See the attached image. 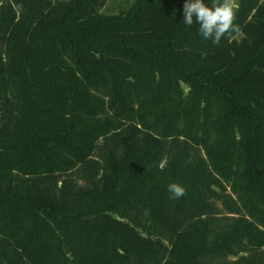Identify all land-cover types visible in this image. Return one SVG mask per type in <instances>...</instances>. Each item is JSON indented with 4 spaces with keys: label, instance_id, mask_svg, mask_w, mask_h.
<instances>
[{
    "label": "trees",
    "instance_id": "obj_1",
    "mask_svg": "<svg viewBox=\"0 0 264 264\" xmlns=\"http://www.w3.org/2000/svg\"><path fill=\"white\" fill-rule=\"evenodd\" d=\"M108 1L0 3V264H264V0Z\"/></svg>",
    "mask_w": 264,
    "mask_h": 264
},
{
    "label": "clouds",
    "instance_id": "obj_2",
    "mask_svg": "<svg viewBox=\"0 0 264 264\" xmlns=\"http://www.w3.org/2000/svg\"><path fill=\"white\" fill-rule=\"evenodd\" d=\"M235 0H185L182 23L187 26L197 24L199 34L205 40L219 45L222 39L239 34L240 27L235 23ZM170 198L179 199L186 195V189L179 183H170L167 187Z\"/></svg>",
    "mask_w": 264,
    "mask_h": 264
},
{
    "label": "rangeland",
    "instance_id": "obj_3",
    "mask_svg": "<svg viewBox=\"0 0 264 264\" xmlns=\"http://www.w3.org/2000/svg\"><path fill=\"white\" fill-rule=\"evenodd\" d=\"M134 1L135 0H109L103 11L110 14H116L130 7ZM237 2L238 0H235V8Z\"/></svg>",
    "mask_w": 264,
    "mask_h": 264
},
{
    "label": "crops",
    "instance_id": "obj_4",
    "mask_svg": "<svg viewBox=\"0 0 264 264\" xmlns=\"http://www.w3.org/2000/svg\"><path fill=\"white\" fill-rule=\"evenodd\" d=\"M2 0H0V3H1Z\"/></svg>",
    "mask_w": 264,
    "mask_h": 264
}]
</instances>
